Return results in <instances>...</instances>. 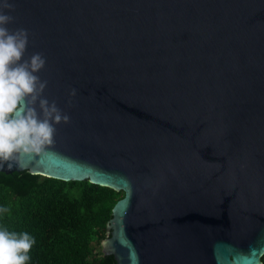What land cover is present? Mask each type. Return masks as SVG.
Listing matches in <instances>:
<instances>
[{"label":"water","instance_id":"obj_1","mask_svg":"<svg viewBox=\"0 0 264 264\" xmlns=\"http://www.w3.org/2000/svg\"><path fill=\"white\" fill-rule=\"evenodd\" d=\"M9 2L70 121L0 173L121 192L115 264H262L264 0Z\"/></svg>","mask_w":264,"mask_h":264},{"label":"trees","instance_id":"obj_2","mask_svg":"<svg viewBox=\"0 0 264 264\" xmlns=\"http://www.w3.org/2000/svg\"><path fill=\"white\" fill-rule=\"evenodd\" d=\"M121 192L27 172L0 173V224L34 238L26 264H115L100 242ZM264 264V255L261 257Z\"/></svg>","mask_w":264,"mask_h":264},{"label":"clouds","instance_id":"obj_3","mask_svg":"<svg viewBox=\"0 0 264 264\" xmlns=\"http://www.w3.org/2000/svg\"><path fill=\"white\" fill-rule=\"evenodd\" d=\"M14 11V3L0 2V166L7 163L8 168L25 157L47 154L55 143V126L70 121L54 100L43 96L48 81L37 75L46 65L43 53L23 59L29 32L7 27L16 19L10 14ZM75 94L72 89L70 95ZM9 211L0 207V217ZM34 243L27 232H10L0 224V264H26Z\"/></svg>","mask_w":264,"mask_h":264}]
</instances>
